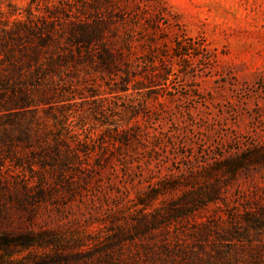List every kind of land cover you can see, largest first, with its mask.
I'll return each instance as SVG.
<instances>
[{
    "label": "rangeland",
    "instance_id": "rangeland-1",
    "mask_svg": "<svg viewBox=\"0 0 264 264\" xmlns=\"http://www.w3.org/2000/svg\"><path fill=\"white\" fill-rule=\"evenodd\" d=\"M86 10L112 15L116 65L85 68L76 81L65 108L78 159L65 180L51 178L54 190L19 195L13 223L97 235L154 192L156 209L212 182L222 201L197 219L216 232L264 212V0H0L1 19ZM245 236L264 241L259 230ZM29 253L0 250V264Z\"/></svg>",
    "mask_w": 264,
    "mask_h": 264
},
{
    "label": "trees",
    "instance_id": "trees-1",
    "mask_svg": "<svg viewBox=\"0 0 264 264\" xmlns=\"http://www.w3.org/2000/svg\"><path fill=\"white\" fill-rule=\"evenodd\" d=\"M112 24V15L88 10L0 17V250L30 251L13 264H264V241L245 236L250 229L264 233V212H248L247 225L236 223L226 235L197 219L222 201L215 182L156 209L160 195L154 192L141 210L125 219L113 215L97 235L84 226L66 237L13 223L14 202L24 207L19 195L54 190L51 178L65 180L78 159L65 106L85 68L113 71L116 53L107 44ZM249 162L237 159L233 174ZM184 221L193 224L176 226Z\"/></svg>",
    "mask_w": 264,
    "mask_h": 264
}]
</instances>
